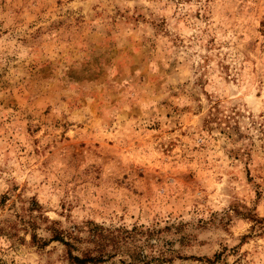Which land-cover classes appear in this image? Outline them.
Listing matches in <instances>:
<instances>
[{
	"label": "rangeland",
	"instance_id": "obj_1",
	"mask_svg": "<svg viewBox=\"0 0 264 264\" xmlns=\"http://www.w3.org/2000/svg\"><path fill=\"white\" fill-rule=\"evenodd\" d=\"M0 264H264V0H0Z\"/></svg>",
	"mask_w": 264,
	"mask_h": 264
},
{
	"label": "trees",
	"instance_id": "obj_2",
	"mask_svg": "<svg viewBox=\"0 0 264 264\" xmlns=\"http://www.w3.org/2000/svg\"><path fill=\"white\" fill-rule=\"evenodd\" d=\"M57 237H55L56 239ZM61 240V239H60ZM64 243V242H63ZM66 245H68V243H64ZM70 259L75 261L76 263H83V262H86V261H92L94 260L95 258L94 257H83V258H78L76 256H71L70 255Z\"/></svg>",
	"mask_w": 264,
	"mask_h": 264
}]
</instances>
